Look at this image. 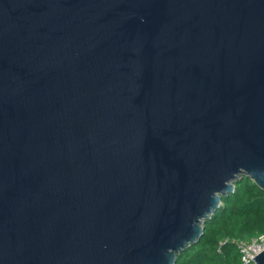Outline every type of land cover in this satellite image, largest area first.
<instances>
[{
	"label": "water",
	"instance_id": "1",
	"mask_svg": "<svg viewBox=\"0 0 264 264\" xmlns=\"http://www.w3.org/2000/svg\"><path fill=\"white\" fill-rule=\"evenodd\" d=\"M243 177L264 0H0V264H176Z\"/></svg>",
	"mask_w": 264,
	"mask_h": 264
},
{
	"label": "trees",
	"instance_id": "2",
	"mask_svg": "<svg viewBox=\"0 0 264 264\" xmlns=\"http://www.w3.org/2000/svg\"><path fill=\"white\" fill-rule=\"evenodd\" d=\"M260 235H264V191L243 177L206 221L202 237L178 255L176 264H242L235 243Z\"/></svg>",
	"mask_w": 264,
	"mask_h": 264
},
{
	"label": "built area",
	"instance_id": "3",
	"mask_svg": "<svg viewBox=\"0 0 264 264\" xmlns=\"http://www.w3.org/2000/svg\"><path fill=\"white\" fill-rule=\"evenodd\" d=\"M235 247L240 253L242 264H256L252 259L264 251V235L254 237L247 242L238 241L235 243Z\"/></svg>",
	"mask_w": 264,
	"mask_h": 264
}]
</instances>
